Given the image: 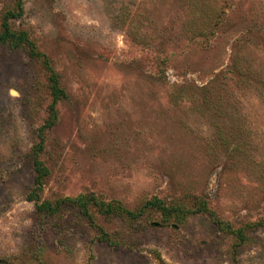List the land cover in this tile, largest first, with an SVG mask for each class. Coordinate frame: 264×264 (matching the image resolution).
Listing matches in <instances>:
<instances>
[{
  "label": "rangeland",
  "instance_id": "rangeland-1",
  "mask_svg": "<svg viewBox=\"0 0 264 264\" xmlns=\"http://www.w3.org/2000/svg\"><path fill=\"white\" fill-rule=\"evenodd\" d=\"M20 4L40 56L0 41V264H264V0Z\"/></svg>",
  "mask_w": 264,
  "mask_h": 264
},
{
  "label": "trees",
  "instance_id": "trees-1",
  "mask_svg": "<svg viewBox=\"0 0 264 264\" xmlns=\"http://www.w3.org/2000/svg\"><path fill=\"white\" fill-rule=\"evenodd\" d=\"M20 2H21V0H14L13 8L7 9L3 13L2 18H1V22H0V41L8 43L10 46L23 45L26 47V52L30 57L39 58L40 53L35 49L34 44L26 37L25 32L23 30H16V29L11 28L9 26L8 20L10 18L18 17L21 13ZM42 63L44 64L45 68H48L44 59H43ZM48 87H49L50 93L53 97V99H52V103H53L55 101V99H57L59 97V95L61 93V89L57 86V80H56V77L53 73H50L48 75ZM54 118H55V112H54V110L52 108V104H51L49 106L48 118L39 127L38 134H37L38 135V141L35 142L33 144V146L31 147L33 164H34V171H35V173L33 175V184H34L33 189L39 188L40 183H41V177L45 171L41 162L37 159V154L41 149V140H42L41 133L43 132L44 128H48L49 126H51L53 124ZM31 198L32 197H30V199ZM82 198L83 197L79 196L76 199H70L69 201L70 202H76L77 201V202H79L80 205H83V204H85V202H83ZM90 199L93 200V197L91 195H89V201H90ZM93 202L97 203L95 200ZM98 205H99L98 206L99 208L101 206L102 207L104 206L103 203H99ZM36 206H37V208L41 209L43 207V203H39ZM201 207L203 209L206 208L204 206V204H202ZM201 207H199V209ZM107 208H108V206H107ZM197 210H198V208H197ZM215 221H216V223L219 222L217 219H215Z\"/></svg>",
  "mask_w": 264,
  "mask_h": 264
}]
</instances>
